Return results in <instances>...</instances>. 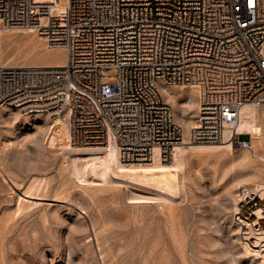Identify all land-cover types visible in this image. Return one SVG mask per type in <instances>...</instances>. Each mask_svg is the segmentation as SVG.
Returning a JSON list of instances; mask_svg holds the SVG:
<instances>
[{
  "label": "built area",
  "instance_id": "obj_1",
  "mask_svg": "<svg viewBox=\"0 0 264 264\" xmlns=\"http://www.w3.org/2000/svg\"><path fill=\"white\" fill-rule=\"evenodd\" d=\"M3 30H32L65 53L62 67L6 66L0 49V107L46 116V145L64 127L68 144L112 142L125 164L156 148L167 161L183 132L164 84L198 90L189 145H221L229 130L231 148H251L236 126L244 105L264 104V0H0ZM110 69L116 78L101 82ZM263 200L246 194L235 216L264 254Z\"/></svg>",
  "mask_w": 264,
  "mask_h": 264
},
{
  "label": "rangeland",
  "instance_id": "obj_2",
  "mask_svg": "<svg viewBox=\"0 0 264 264\" xmlns=\"http://www.w3.org/2000/svg\"><path fill=\"white\" fill-rule=\"evenodd\" d=\"M5 33L10 42L11 63L40 66L54 61L45 40L33 31ZM116 73L115 69L102 72L101 82L115 79ZM171 87L178 103L186 104L177 95L187 92L189 86ZM194 100L197 102V95ZM171 107L176 124L186 118L187 106L180 110L177 119ZM49 123L40 113L21 116L14 109L0 107V264H183L179 256L188 264H262L240 247L241 241L250 243L244 240L238 226L232 211L233 196L228 190L232 178L259 168V161L230 168L205 154L188 155L185 179L174 205V230L170 223L154 221V217L161 218L156 205L130 200L151 193L128 191L125 187L108 191L87 189L86 184L78 182L67 169L66 154L58 137L54 134L51 138L55 145L44 142ZM246 135L240 139H248ZM251 147L255 155H264L260 141L252 140ZM232 148L233 155L238 156L241 150ZM6 177L16 180L18 187L12 188ZM23 191L35 192L33 196L38 200L29 199L35 204L19 212L18 197ZM169 226L181 240L176 243L178 246L172 243L174 236ZM158 230L162 237L151 256Z\"/></svg>",
  "mask_w": 264,
  "mask_h": 264
},
{
  "label": "bare ground",
  "instance_id": "obj_3",
  "mask_svg": "<svg viewBox=\"0 0 264 264\" xmlns=\"http://www.w3.org/2000/svg\"><path fill=\"white\" fill-rule=\"evenodd\" d=\"M6 31H13V30H3L0 33L1 62L6 66H25V65L36 66L35 64L16 65L10 62L11 58L8 57V54H11L9 47L10 42L7 39H5ZM21 31L23 33L26 32L28 33L29 31L32 30H21ZM41 39L44 40L43 38ZM32 47L35 48V44ZM48 49L50 50L49 54L50 56H53L54 61L49 63H41L39 64L40 66L38 67L64 66L65 65L64 51L61 48L48 47ZM159 89L163 99L173 106L174 116L176 117V119L178 118V114L180 110L184 107V105L187 106L186 118L182 117L183 119H180L177 124L178 126H180V128L181 127L183 128V143L180 146L174 148V150L172 151L171 158L169 159L168 162L166 161L167 163H165V161L162 160L159 154V150L156 148L154 149L153 156L149 162L142 164H125L120 161L118 148L114 143L109 142L104 146H97V147H90V146L73 147L70 144H68V142H66L65 140L67 137L66 136L67 129L65 130L64 127L56 128L54 134L55 135L57 134L56 137H58L59 141L61 142V145L63 146L64 154H66L65 163L67 165V169L70 172V174L74 176V178H76L78 182L80 181L86 184L87 189L91 187V189L95 188V189L108 191V190H120L121 188L125 187L128 191H130V189H133V190H141L143 192L147 191L146 194L148 192L151 193V196L137 197L136 195L137 198L134 196L135 198L132 197L130 198V200L132 199L135 202L137 200H138L137 202H139L140 200H144V201H140L142 202L141 204L147 203V204L156 205L159 208V214L161 215V218L154 217V221H156L157 223H161L162 221L165 222L166 224L170 223L171 226L174 222L173 220L175 217L174 205L176 206V201L177 198H179L180 189H182L183 186L181 184V181L184 178L183 174L185 173L184 171L186 168V160L188 155L191 154L193 155L205 154L209 158H211L213 162L215 161V162L225 163L230 168L234 167L235 165L248 166L249 164L255 161H259L261 163V166L259 168H256L254 171L252 170L251 172H246L244 174L240 173L237 177H235L236 179L232 178L228 184V190L230 194L233 196L234 204L232 207L233 208L232 211L235 214L238 212L237 201L240 202V200L246 194L254 193L264 199V155L263 156L255 155L254 149L252 147L250 149H240L241 151L238 156L233 155L232 152L233 148H231V146L228 143V139L230 135L229 130L224 131L225 141L221 145H200V146L189 145L187 136L191 128L194 127L195 119L197 118V114H198L197 88L194 85H190L189 90L187 92L183 94L180 93V95H177L178 98L179 97L184 98L183 100L186 101L187 105L184 104L185 102L184 103L182 102L181 105L179 104L180 102L178 103L175 95L173 94V92H171L172 91L171 86L160 84ZM195 95H197V102L194 100ZM19 114L21 116H28L31 113L19 112ZM35 114L37 113H32V115L34 116ZM236 131L239 134L250 135L251 141L252 140L260 141L264 148V104L244 105L240 111V120L238 125L236 126ZM5 179H6L5 181L8 182V184L12 188L18 187L16 180L10 179V177L9 178L6 177ZM43 183H45V181H43ZM36 185L34 184V186ZM233 189H236L237 191H233ZM34 193L35 192L31 194L27 191H23L22 196L18 197L17 210L19 212H21L23 209L30 208L35 204L34 202L29 200V199L38 200V198L33 196ZM256 215H259V211L256 212ZM244 225L245 223L238 221L239 227H242ZM155 227L159 228V226L156 225ZM172 227H173L172 229L175 230L174 226ZM169 230L170 232H172L171 234L174 236L172 243H174V245L176 243L178 244V242L181 240L178 238L176 232L174 235V231L173 230L171 231V228ZM173 236H170V238ZM161 237H162L161 232H159L158 230V232H156L155 238L153 237L152 247L150 250L151 256H154L155 252L157 251V245L160 243ZM180 237L182 239V236ZM251 239L252 237H249V240ZM177 244L176 246H178ZM96 245H98V242ZM240 247L244 254L250 256L252 255L260 259L262 264H264V254H262L263 251L259 249L260 248L259 245L257 244L251 245L241 241ZM96 248H98L97 250H99L100 247L97 246ZM167 255L169 256V254ZM179 257L182 258L180 260L183 261V264H188L185 261V259H183L184 257L181 256Z\"/></svg>",
  "mask_w": 264,
  "mask_h": 264
}]
</instances>
